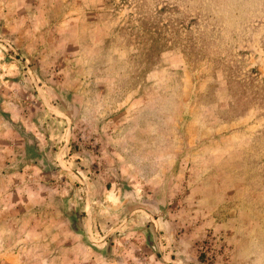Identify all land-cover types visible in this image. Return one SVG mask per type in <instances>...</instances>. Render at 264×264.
Returning a JSON list of instances; mask_svg holds the SVG:
<instances>
[{"label": "rangeland", "instance_id": "1", "mask_svg": "<svg viewBox=\"0 0 264 264\" xmlns=\"http://www.w3.org/2000/svg\"><path fill=\"white\" fill-rule=\"evenodd\" d=\"M0 264H264V0H0Z\"/></svg>", "mask_w": 264, "mask_h": 264}, {"label": "trees", "instance_id": "2", "mask_svg": "<svg viewBox=\"0 0 264 264\" xmlns=\"http://www.w3.org/2000/svg\"><path fill=\"white\" fill-rule=\"evenodd\" d=\"M202 47H200V49H201Z\"/></svg>", "mask_w": 264, "mask_h": 264}]
</instances>
